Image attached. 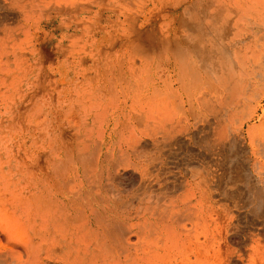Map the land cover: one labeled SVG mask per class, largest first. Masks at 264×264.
<instances>
[{
  "label": "bare ground",
  "instance_id": "1",
  "mask_svg": "<svg viewBox=\"0 0 264 264\" xmlns=\"http://www.w3.org/2000/svg\"><path fill=\"white\" fill-rule=\"evenodd\" d=\"M0 264H264V0H0Z\"/></svg>",
  "mask_w": 264,
  "mask_h": 264
}]
</instances>
